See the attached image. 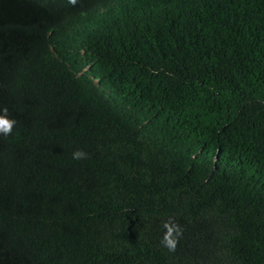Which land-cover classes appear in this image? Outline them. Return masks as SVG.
<instances>
[{"label": "trees", "instance_id": "16d2710c", "mask_svg": "<svg viewBox=\"0 0 264 264\" xmlns=\"http://www.w3.org/2000/svg\"><path fill=\"white\" fill-rule=\"evenodd\" d=\"M0 112V264H264V0H0Z\"/></svg>", "mask_w": 264, "mask_h": 264}, {"label": "clouds", "instance_id": "9594fccd", "mask_svg": "<svg viewBox=\"0 0 264 264\" xmlns=\"http://www.w3.org/2000/svg\"><path fill=\"white\" fill-rule=\"evenodd\" d=\"M70 10H74L75 8H78L81 6V4L85 0H61ZM6 111V110H5ZM15 122L8 117L5 113L0 112V154L6 155V143L7 142H13V143H19V140H21V137L13 132L12 126ZM72 158L74 160H82L87 158V153L82 150H76L72 153ZM225 226V224H224ZM167 227V225H166ZM173 232V228L168 227V232L165 235L164 241L166 246L170 250H174L176 241L174 239H170ZM28 239V238H27Z\"/></svg>", "mask_w": 264, "mask_h": 264}]
</instances>
